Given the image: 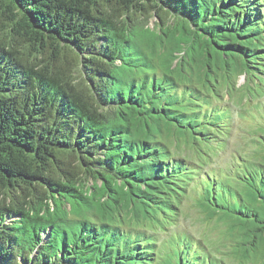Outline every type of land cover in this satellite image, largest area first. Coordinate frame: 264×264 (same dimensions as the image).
<instances>
[{"label": "trees", "instance_id": "1", "mask_svg": "<svg viewBox=\"0 0 264 264\" xmlns=\"http://www.w3.org/2000/svg\"><path fill=\"white\" fill-rule=\"evenodd\" d=\"M196 58L205 90L173 73ZM215 61L264 87V0H0V264H225L156 230L199 175L173 142L219 139ZM260 171L238 180L253 200L232 183L229 203L206 186L195 205L213 196L236 233L264 236Z\"/></svg>", "mask_w": 264, "mask_h": 264}, {"label": "rangeland", "instance_id": "2", "mask_svg": "<svg viewBox=\"0 0 264 264\" xmlns=\"http://www.w3.org/2000/svg\"><path fill=\"white\" fill-rule=\"evenodd\" d=\"M203 64V60L196 58L193 69L180 64L173 73L179 79L201 81L200 87L205 90L208 77L206 70L202 69ZM224 65V62L220 65L215 61L216 78L219 80L215 81V85L221 95L225 96L217 98L218 93L211 91L215 105L208 109L210 115L205 116L206 122L213 124V127H206L208 131L214 133L215 126L220 129L216 133L219 139L214 144L209 140L195 143L191 137H181L179 141L173 142V152L182 155L192 165L193 172L198 170L199 175L191 181V191L184 200L178 220L167 222L166 225L171 226L169 228L157 227L156 230H159L163 240L171 232L188 231L195 240L200 239L209 247L205 252L221 258L225 264H264V236L256 239L240 235L231 226L232 219L236 216L232 213L228 216L220 211L214 212L216 206L213 196L217 197L220 205L229 203L226 197L229 199V191L233 190L232 183L239 189H244L241 191L249 201L253 200L249 191L251 189L238 180L242 175H250L249 179L253 176L258 182L260 170L264 168V87L253 85V77L250 79L246 75L238 76L237 87H234L230 82L239 72V66L233 63L234 68L226 71ZM213 76L209 75L210 80H213ZM200 114L204 115V109ZM194 162L197 163L196 166H193ZM206 186L213 196L211 203L207 202L208 207L203 206L206 210L201 212L195 201L204 194ZM210 213L214 216L210 217ZM123 219L127 226L132 227L156 224L134 211H126ZM220 224L222 228L218 227Z\"/></svg>", "mask_w": 264, "mask_h": 264}]
</instances>
